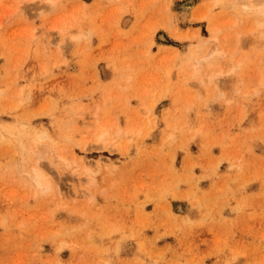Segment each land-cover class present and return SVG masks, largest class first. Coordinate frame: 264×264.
<instances>
[{
	"label": "rangeland",
	"instance_id": "1",
	"mask_svg": "<svg viewBox=\"0 0 264 264\" xmlns=\"http://www.w3.org/2000/svg\"><path fill=\"white\" fill-rule=\"evenodd\" d=\"M237 1L0 0V264H264V25Z\"/></svg>",
	"mask_w": 264,
	"mask_h": 264
},
{
	"label": "bare ground",
	"instance_id": "2",
	"mask_svg": "<svg viewBox=\"0 0 264 264\" xmlns=\"http://www.w3.org/2000/svg\"><path fill=\"white\" fill-rule=\"evenodd\" d=\"M221 1H223V0H221ZM237 2H239V4L241 5V8H242L241 11L243 13H245L247 15V17L249 16V17H251L253 19L254 29L255 28H258V27H262L264 25V0H239ZM231 4L229 5L230 7H232ZM189 9H190V6L188 5V3L182 5V9H181L182 16H181V18H182V21L183 22L186 21L187 18L189 17ZM160 38L163 39L164 36H161ZM208 56H209V54H206V55H204V58H206ZM195 63H199L198 58H197V60H196ZM190 77H193V73L190 75ZM36 136H37V139H40V140L47 137L46 133H40V134H37ZM84 171H85V169H84ZM87 171L88 170L86 169V172ZM26 174H27V177H28L29 180H30V176H31V182H32L33 185L35 184V186H36L35 188H38L41 191H43V190H45V191L47 190L48 191L49 189L52 188V185H51L52 182H51V180L45 174V172L42 171V169H40L38 166H32L31 169L26 172ZM28 174H30V176ZM83 175H84V173H83ZM77 176L78 175H76V177ZM80 178L83 181V179L85 178V176H84V178H83V176H80ZM88 180L91 182V180L89 178H88ZM79 181H81V180H79ZM88 184H90V183H88ZM84 185L86 186L87 184L85 183ZM75 186H76V184H75ZM80 186L78 187V185H77L75 188H73V191H74L73 193H74L75 199L78 196L81 197L82 193L85 192L84 189H82ZM60 189L57 187V190H58V192L61 195V192L62 191ZM63 193H65V192H63Z\"/></svg>",
	"mask_w": 264,
	"mask_h": 264
}]
</instances>
